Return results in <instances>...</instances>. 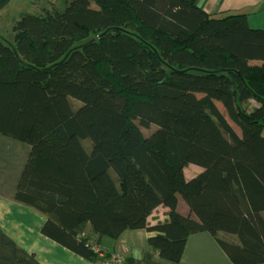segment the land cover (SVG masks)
<instances>
[{"label": "trees", "instance_id": "trees-1", "mask_svg": "<svg viewBox=\"0 0 264 264\" xmlns=\"http://www.w3.org/2000/svg\"><path fill=\"white\" fill-rule=\"evenodd\" d=\"M36 1L52 4L0 35V133L30 147L15 199L46 216L41 233L94 260L93 244L144 229L178 264L188 237L207 232L233 264L263 262L264 29L193 0ZM190 164L201 171L187 178ZM146 186L164 222L149 223ZM178 195L198 221L177 211Z\"/></svg>", "mask_w": 264, "mask_h": 264}, {"label": "crops", "instance_id": "crops-1", "mask_svg": "<svg viewBox=\"0 0 264 264\" xmlns=\"http://www.w3.org/2000/svg\"><path fill=\"white\" fill-rule=\"evenodd\" d=\"M193 1L212 15L228 12L246 13L250 27L264 29V0ZM256 104L254 99L242 103L247 108H252ZM219 110L234 127L221 103H219ZM57 112L59 114V110ZM59 116L65 120L71 116V113L66 118L60 114ZM221 140L220 136L219 141ZM19 141L0 133V264H116L113 260L115 255L121 257L120 264H175L163 260L156 251L150 248L149 234L144 229L126 230L115 239L105 237L99 246L106 249V255H98L94 260L84 258L43 235L40 229L46 216L15 199L17 183L30 152L29 145ZM72 143L81 162L85 164L88 156L81 143L77 138H74ZM187 167L193 168L194 172L190 176L186 173ZM200 171L201 168L193 164L184 168L187 178L193 177ZM102 177L109 184L106 172ZM146 189L153 204V211L148 218L149 223L164 222L167 219L168 208L159 202L150 187L146 186ZM156 207L162 216L153 218ZM177 211L182 215H189L196 221L199 220L179 195ZM258 219L264 226V218ZM89 228V224H85L80 236L92 237ZM178 264L233 263L211 234L199 232L188 237Z\"/></svg>", "mask_w": 264, "mask_h": 264}, {"label": "rangeland", "instance_id": "rangeland-1", "mask_svg": "<svg viewBox=\"0 0 264 264\" xmlns=\"http://www.w3.org/2000/svg\"><path fill=\"white\" fill-rule=\"evenodd\" d=\"M51 4L45 2H39L36 0H9L8 3L3 8L0 9V35H2L8 40H12L13 38L12 25L21 12L39 13L42 7ZM54 6L59 8L63 7L64 0H58L54 2ZM216 104L219 108V102H216ZM56 109L57 111L59 110V114L63 118H66L69 115V113H71V108L69 106V103L65 99L59 100L57 102ZM206 124L212 138L215 141L219 142L221 134L219 132V129L214 124L213 120L208 117L206 119ZM233 125L235 127V130L240 133L239 128L235 124ZM193 172L194 171L192 167L186 168V173L188 176L192 175ZM154 216L156 217L162 216L158 207L154 208L153 218Z\"/></svg>", "mask_w": 264, "mask_h": 264}, {"label": "built area", "instance_id": "built-area-1", "mask_svg": "<svg viewBox=\"0 0 264 264\" xmlns=\"http://www.w3.org/2000/svg\"><path fill=\"white\" fill-rule=\"evenodd\" d=\"M92 248L94 251H96L98 253L99 256H105L106 255V249L104 247L99 246L97 244H93ZM113 260L116 264H120L122 261L121 257H119L117 255L113 256ZM256 264H264V261L256 263Z\"/></svg>", "mask_w": 264, "mask_h": 264}]
</instances>
